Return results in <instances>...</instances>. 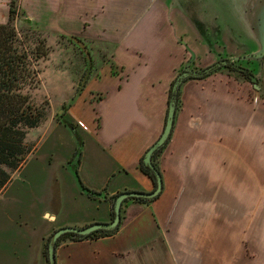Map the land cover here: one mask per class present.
Here are the masks:
<instances>
[{"label": "crops", "instance_id": "1", "mask_svg": "<svg viewBox=\"0 0 264 264\" xmlns=\"http://www.w3.org/2000/svg\"><path fill=\"white\" fill-rule=\"evenodd\" d=\"M79 1L84 10L89 7L93 13L113 10L126 14L147 13L144 25L135 28L134 20H123L122 27L136 31L137 39L114 40L117 47L113 62L118 66L117 74L112 73V66L108 64L89 79L67 113L74 127L61 119L43 122L45 125L49 121L41 135L48 129L58 131L65 143L72 128L81 137L84 146L78 164L81 182L104 194L93 197L81 187L72 164L77 143L72 142L67 153L59 144L43 152L46 138L40 141V135L36 142H30L32 150L14 175L21 181L19 188L23 190L15 201L24 202L21 196L27 192L31 200L29 204L24 202L17 214L7 212L0 217L3 224L0 264H46L45 242L56 230L110 222L113 196L126 191L152 192L156 188L153 180L140 169L139 161L163 132L168 88L174 69L182 63L184 50L172 27L163 20L168 12L166 1ZM196 81L187 80L182 85L180 109L159 157L163 177L160 195L147 204L129 200L122 205V223L112 236L62 241L56 249L57 264L227 263L228 259L224 261L210 252L209 225L215 213L232 221L234 210L229 208L231 202H227L229 195L225 184L221 185L223 180L214 184L209 178L213 167L210 155L214 156L217 149L221 156L230 145L227 139H231V134L225 131L230 132L232 127L235 131L245 130L248 119L245 114L238 117L240 111H232L238 108L232 99L240 96L236 92L232 94L224 82L214 86L209 81L199 84ZM232 113H237L235 120ZM253 121L256 132L262 120L254 118ZM224 126L228 128L223 130ZM216 134L218 147L213 144ZM244 136L245 131L235 135L233 141L237 143L232 147L239 146ZM260 201L254 200L256 210L260 209ZM242 204L240 201L239 220L245 213ZM243 240L248 242L247 238ZM243 242L239 264H249ZM254 251L256 261L252 264H258L261 250Z\"/></svg>", "mask_w": 264, "mask_h": 264}, {"label": "rangeland", "instance_id": "2", "mask_svg": "<svg viewBox=\"0 0 264 264\" xmlns=\"http://www.w3.org/2000/svg\"><path fill=\"white\" fill-rule=\"evenodd\" d=\"M9 2L10 0H0V21L8 18ZM18 9L16 27L20 33L29 28L38 30L42 33L45 45L49 50L44 58H41L38 63L35 62V67L39 70L37 76L39 84L37 88L32 90V101L36 106L44 108L46 120L54 118L55 121H60L62 119L61 115L64 112L59 115V111L76 92L87 68L86 55H83L80 48L71 43L64 35L79 37L83 40V44L79 43L81 47L84 45L85 51L90 49L92 52L94 67L91 77H94L108 64L113 65L115 70L118 69V66L113 62L117 47L114 40H122L127 37L137 39V35L134 34L136 31L132 32V29L122 27L124 19L130 20L126 13L118 10L109 13H93L89 11V7L84 10L79 0H20ZM146 16L147 14L144 16L143 14H135L132 17L134 20L132 23L141 21ZM178 36L185 41L189 39L188 41L193 42L189 45L197 53V60L193 67L206 66L209 62L215 61L216 58L209 59L206 49L202 45L194 44L191 30L182 27L178 29ZM132 42H136V40H132ZM227 42L226 54L230 56L246 55L252 49L250 45H237L232 41ZM217 50L219 49L217 48ZM189 57L190 54L183 50L182 63L174 69V75L168 88V98L172 81L181 72L183 64ZM189 80H197L196 83L198 84L209 81L214 86L224 82L232 94L236 92V95L240 96L232 99V102H235L238 107L232 111H240L237 112L238 117L245 114L248 119L246 127H244L245 130L235 131L232 127V130L227 132L228 126H224L225 134H231V139H227L230 141V145L226 146L221 156H219L217 149L214 150V156L213 154L210 155L213 167L209 173V178L214 184L223 180L221 185L225 184V192L230 198V200L227 198V202L228 204L231 202L229 208L234 210L231 212L232 221L227 217L219 216V213H215L213 219L211 218L209 243L212 249L210 252L224 261L228 259L226 264L230 261L239 264L240 255L243 251L240 244L244 238H247L250 244L248 245V242L243 243L247 246L246 255L249 258V264L256 261L254 250L259 252L261 250L262 258L258 259V264H264V68L261 82H258L260 88H256L254 83L242 76L241 73L228 69L213 72L205 78ZM183 106L182 103L181 110L184 109ZM237 113H232L233 120L237 118ZM63 118L67 119V115ZM254 118L262 120V125L257 126L258 131L256 132L253 123ZM48 123L49 121L45 125L42 123L40 126L29 130L25 140L28 150L33 147L32 143L42 136L41 139L39 138L40 141L46 138L42 144L43 152L48 151V148L54 149L55 145L59 144L58 147H63L67 153L71 149L72 142L77 143L78 150L82 151L83 141L71 127V134L66 137L65 143L58 131L48 129L41 135ZM243 131H245L246 136L241 139L240 145L232 147L237 143L233 141V137L241 135ZM217 136L216 134L213 143L216 147H218ZM227 137L228 135L225 139ZM72 164L74 165V163ZM31 167L32 163L30 164ZM15 173L12 175L11 185L9 183V187L8 185L5 187V189L8 187L7 190L4 192L5 189H3L0 192V217L7 212L12 215L17 214L22 210L24 202L29 204L31 200L27 198V192L21 196L24 197V202L21 199L15 201V198L23 192L19 188L21 181L14 177ZM255 199L257 201L261 199L262 204L258 205L259 210L255 209ZM240 201L243 202L242 207H245V213L243 212L241 220H239L238 214ZM8 224L10 223L8 222ZM2 226L0 221V229ZM239 226L242 227L240 231Z\"/></svg>", "mask_w": 264, "mask_h": 264}, {"label": "trees", "instance_id": "3", "mask_svg": "<svg viewBox=\"0 0 264 264\" xmlns=\"http://www.w3.org/2000/svg\"><path fill=\"white\" fill-rule=\"evenodd\" d=\"M19 1L20 0H10L8 20L5 23H0V192L10 183L12 175L22 166L32 150V147L29 150L27 149V144L25 142L27 133L30 129L40 126L46 120L44 108L36 106L32 101V90L37 88V85L39 84V80L37 79L39 70L35 67V62L37 61L38 63L41 58H44L49 50L45 45V39L42 37V33L38 30L29 28L20 33L17 29L16 20L19 15ZM29 22L30 21L28 20V23ZM64 36L67 37L71 43L79 47L81 52L86 55L87 68L85 70V76L82 77L78 88H76V92L70 98L69 102L63 106L64 113L61 115V118L67 115L69 107H71L77 97L85 89L89 79L91 78V72L94 67V60L92 58L91 51H85L84 48L86 47L84 45L81 47L79 44H83V40L76 36ZM250 47L252 49L249 53L253 52L255 49L253 45ZM240 61L243 62L244 65L245 63H252L253 73L255 74L256 68L254 67V62L252 60ZM222 69L237 71L241 73L242 76L247 78L243 71L230 68L228 66L220 68L216 71ZM213 72H206L199 77L193 76L187 78L182 83H185L188 79L205 78ZM173 87L174 84L171 85L169 91L168 104L171 100L177 99V114L180 109L182 86L178 90H175ZM67 119L70 120L69 117H67ZM66 124L74 127L71 120ZM167 143L168 141L165 145L157 149L152 156V161L159 170V157L165 149ZM76 157L77 162L75 164V170L79 177L78 164L80 163L81 157L80 150L77 151ZM144 157L145 156H142L140 159L139 167L157 186L156 175L152 168L145 163ZM80 183L82 188L93 197L102 196L104 194L103 192H97L87 188L83 185L81 179ZM120 194L121 193L113 196V205L117 196ZM156 198H130L124 201L123 206L129 200H135L147 204ZM123 211L124 209L122 207V213ZM113 218L114 208L112 212V219ZM119 228L120 226L117 229L112 230L98 229L88 235L66 233L58 239L57 247L62 241L67 239L81 241L112 236L117 233ZM50 237L51 235L46 239L44 247V254L48 264V242Z\"/></svg>", "mask_w": 264, "mask_h": 264}, {"label": "flooded vegetation", "instance_id": "4", "mask_svg": "<svg viewBox=\"0 0 264 264\" xmlns=\"http://www.w3.org/2000/svg\"><path fill=\"white\" fill-rule=\"evenodd\" d=\"M166 1V17L163 20L167 25H170L175 33V37L178 39V43L184 46L182 37L178 36V29L186 27L191 30L194 44L202 45L206 49L209 59L216 58L214 62L208 65H201L193 67L197 60V53L195 60L191 63L188 71L197 72V75H189L185 77L182 82L190 77H199L206 73V69L211 68L210 72L216 71L223 67H230L239 69L237 66L244 68L243 71L247 79L251 80L250 76L253 73L252 63H244L240 60L234 62H228L227 64H220L223 60H229L231 57L226 54L227 41L235 42L237 45H254L256 40L247 32L245 13L247 12V0H164ZM123 12V11H122ZM125 13V12H123ZM137 12L127 13V16L132 21ZM147 14V13H144ZM143 14V16H144ZM147 18H143L134 23L133 27L144 25V21ZM131 24V23H130ZM172 35V34H171ZM189 40V39H188ZM184 40L188 45L193 42L190 40ZM217 48L219 50H217ZM90 50V49H89ZM184 50L189 53L188 49L184 46ZM92 53V52H91ZM85 55L84 53H82ZM190 54V53H189ZM247 55V54H246ZM243 56V55H242ZM94 60V57L92 55ZM190 59V57H189ZM188 59V60H189ZM187 60V61H188ZM186 61V62H187ZM183 64L181 72L172 81L171 85L176 83L178 77L185 71V64ZM112 66V65H111ZM117 70L112 67V73H116ZM189 80V79H188ZM179 88H181L182 83ZM258 82H261L259 80ZM171 88V87H170ZM174 88V87H173ZM170 91V90H169ZM169 107V104H168ZM168 114V110H167ZM167 119V116H166ZM166 124V122H165ZM145 156V155H144Z\"/></svg>", "mask_w": 264, "mask_h": 264}, {"label": "water", "instance_id": "5", "mask_svg": "<svg viewBox=\"0 0 264 264\" xmlns=\"http://www.w3.org/2000/svg\"><path fill=\"white\" fill-rule=\"evenodd\" d=\"M247 12L245 13V20L247 22L246 29L247 32L251 33L250 35L257 41L253 46L255 47L254 51L243 56H234L229 60H223L220 64H227L228 62H234L238 60H252L254 62V67L256 68L255 74H251L250 78L254 81V86L260 88L258 81L262 79L263 68H264V0H247ZM184 46L188 49L190 53V59L185 64V71L178 77L174 89L178 90L182 80L189 75H197V72L188 71L191 63L196 58V52L184 41L182 40ZM239 69L244 70L243 67L237 66ZM211 68L206 69L209 72ZM176 106L177 99L171 100L168 107V114L166 119V124L164 126L163 132L158 140L147 150L144 161L145 163L152 168L157 178V186L152 192H139V191H126L117 196L114 202V218L110 222H98L83 228L76 227H63L56 230L50 237L48 242V261L49 264H57L56 259V249L58 239L66 233H74L76 235H88L98 229H117L120 226L122 220V205L126 199L130 198H156L160 195L163 190V177L160 170L155 166L152 161V156L154 152L166 144L168 139L171 136L174 121L176 116ZM64 109L59 111V114H62ZM62 122L68 123L69 121L66 118L61 119ZM69 125V124H67ZM71 126V125H69ZM77 162V157L74 160V166ZM74 172L79 180L80 179L74 168ZM81 184V183H80ZM82 187V186H81Z\"/></svg>", "mask_w": 264, "mask_h": 264}]
</instances>
